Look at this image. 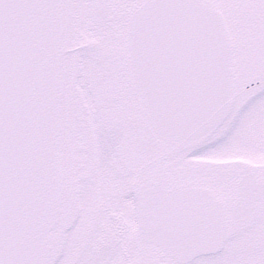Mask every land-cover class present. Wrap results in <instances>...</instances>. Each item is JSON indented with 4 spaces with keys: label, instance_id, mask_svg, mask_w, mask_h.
I'll list each match as a JSON object with an SVG mask.
<instances>
[{
    "label": "snow or ice",
    "instance_id": "obj_1",
    "mask_svg": "<svg viewBox=\"0 0 264 264\" xmlns=\"http://www.w3.org/2000/svg\"><path fill=\"white\" fill-rule=\"evenodd\" d=\"M0 264H264V0H0Z\"/></svg>",
    "mask_w": 264,
    "mask_h": 264
}]
</instances>
